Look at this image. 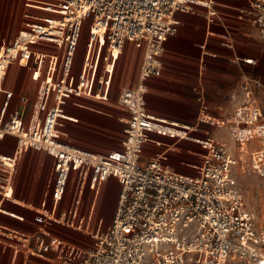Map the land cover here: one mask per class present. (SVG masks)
Wrapping results in <instances>:
<instances>
[{
    "label": "built area",
    "instance_id": "2783aa9c",
    "mask_svg": "<svg viewBox=\"0 0 264 264\" xmlns=\"http://www.w3.org/2000/svg\"><path fill=\"white\" fill-rule=\"evenodd\" d=\"M248 3L240 16H249L264 45V0ZM48 4L61 9L62 16L21 30L0 50V90L13 63L34 69L40 77L29 118L26 95H21L20 106L10 111L12 92L6 94L0 113V140L16 138L12 154L0 151V244L13 241L9 237L12 229L26 233L2 222L1 216L8 213L6 201L16 202V167L23 153L34 149L54 159V200L65 195L73 167L84 168L80 195L89 180L100 185L110 177L119 181L120 192L112 221L106 227L103 219L94 227L92 215L70 222L92 239L90 246L41 229L27 233L25 249L20 246L16 252L32 250L51 260L50 264H190L192 257H199L200 264L234 260L264 264V225L248 208L235 177L236 168L264 176V113L256 94L262 87L259 80L244 79L236 110L220 122L237 144L235 155L229 153L226 144L208 138L201 141L209 150L196 173L178 171L162 156L141 163L150 132L183 138L170 128L186 131L149 113L146 106L147 81L161 74L165 40L178 30L175 15L203 7L208 9V16H214L216 0H52ZM86 26L90 36L77 85L71 88L77 93L90 90L100 39L107 41L105 60L121 54L127 42L144 49L137 85L122 88L118 96L119 104L129 111L123 148L105 154L59 138L64 97L70 89ZM41 43L53 44L57 51H41L36 48ZM104 81L101 75L98 97ZM51 95L54 105L46 108ZM253 140L261 145L259 149H249ZM73 215V219L78 218L77 211ZM15 240L23 242L22 237Z\"/></svg>",
    "mask_w": 264,
    "mask_h": 264
},
{
    "label": "crops",
    "instance_id": "0c3cea01",
    "mask_svg": "<svg viewBox=\"0 0 264 264\" xmlns=\"http://www.w3.org/2000/svg\"><path fill=\"white\" fill-rule=\"evenodd\" d=\"M48 2L50 0H0V50L9 45L21 30L33 29L44 23L47 18L61 17V9L49 5ZM215 7L217 14L211 17L208 16V9L203 7H197L195 12L178 11L175 15L178 30L174 36L165 40L161 74L152 76L147 81L149 90L146 95V106L149 113L169 123H175L188 132L182 134L183 138L150 132L149 139L143 146L142 154L145 152L141 156L143 164L154 157H160L161 154H167V163L174 169L184 173H196V167L203 162L204 155L209 150L201 141L208 138L226 145V142L231 140L232 144L227 145L228 151L231 155H235L237 144L220 122L236 110L242 97V83L246 77L261 82L262 87L256 94L264 113V45L257 27L249 16L246 14L240 16V10L248 9V0H216ZM86 28L88 37L83 43L82 52L83 34ZM84 31L69 80L70 89L66 91L64 97V112L60 117V122L65 124L66 133L59 135V138L70 144L105 154L123 148L129 111L119 104L118 96L122 88L137 85L144 49L127 42L121 54L111 55L105 60L107 41L100 39L95 54V68L90 76V90L87 93H77L71 88L77 85L90 36L88 26ZM227 36L231 40L226 42L222 37ZM36 48L44 52L57 51V48L49 43H41L36 45ZM101 75H104L105 81L101 96L98 97L96 95L99 89L98 78ZM39 81L40 77L34 69L13 63L0 90V113L6 94L12 92L10 111L19 107L20 96L26 95L29 99L27 107V118H29ZM113 102L121 112L105 108L113 107ZM53 105L54 99L51 95L46 100V108ZM111 122H115L114 124L119 122L122 126L121 131L113 127ZM74 127L82 129V136L93 141H104L113 137L116 132H120L124 136L122 146H111L105 151H99L77 144L71 141ZM170 131L175 132V129L170 128ZM15 147L16 138L13 136H6L0 140V151L4 154H12ZM260 147L261 145L255 140L249 144L250 150ZM25 158L28 166L37 167L35 170L37 174L32 175L31 179L24 175L20 184L22 188L26 186V191H22L18 183V169ZM198 159L201 161L198 162ZM51 163L48 197L40 206L38 196L43 194L45 187V179L40 169L46 168L45 165L49 166ZM16 169L15 199L22 201H6L5 207L8 213L2 215L1 220L26 233H35L41 229L49 230L53 235L84 245L69 236L56 234L52 226L54 223L65 225L71 230L82 233V230L71 226L70 222L77 221L82 216L92 215L96 227L99 219L104 220L99 216L96 205L107 183L111 184V187L113 185L117 187L115 206L117 204L120 184L114 177L108 178L100 185L89 180L84 187L83 196L80 195L82 169H84L82 167H73L65 195L60 200H54L51 196L54 159L45 151L34 149L26 151ZM76 211L78 218L73 219ZM48 220L51 221L50 223L53 222V225H48ZM12 230L14 233H21ZM17 247L19 246L13 243L0 244V264H27L25 258L19 261L20 252H16Z\"/></svg>",
    "mask_w": 264,
    "mask_h": 264
},
{
    "label": "rangeland",
    "instance_id": "374dc122",
    "mask_svg": "<svg viewBox=\"0 0 264 264\" xmlns=\"http://www.w3.org/2000/svg\"><path fill=\"white\" fill-rule=\"evenodd\" d=\"M50 1H52V0H50ZM87 37H88V30L86 28L84 31V34H83L82 44L85 43ZM222 39L226 42L231 40L230 37H228V36L222 37ZM83 50H84V44L82 46V52H83ZM112 106L113 107H105V108H108V109L115 111V112H121L115 107L116 106L115 102L112 103ZM115 118H112V119L116 120ZM114 123L115 122H111L110 124H112L113 127L117 128L118 130L121 131V129H122L121 124L119 122H118V124H114ZM61 127H63V128H62V130L60 129V133H63V134L66 133L65 129H64L65 124L61 123ZM73 129H74V132L71 135L72 136L71 141H73L77 144H80V145L82 144L83 146H86V147L94 148V149L99 150V151H105L106 149L111 148V146L121 147L123 139H124L123 134H121L120 132H116L113 137H110L104 141H93V140H90V139L82 136V133H83L82 129H80L78 127H74ZM187 132L188 131H181V130L176 131V129H175V133L186 134ZM226 143H227V145L229 144V146L232 144L231 140H230V142H226ZM173 148L174 147H171V149H173ZM144 153L145 152H143L142 156L144 155ZM197 161L200 162L201 159H198ZM45 167L46 168H44V169H40V172H42V176L45 179L44 192L41 196H38V201L41 204V205L39 204L40 206L43 205L44 200L48 197L49 188H50V180H51L52 163L49 164V166L45 165ZM36 169H37L36 166H33V165L28 166L26 163V158H25L21 164V167H19V169H18V183L20 184L22 182L24 175L27 178L31 179L33 177L32 175L37 174V172H35ZM192 170L195 171V169H192ZM235 177L237 179L238 186L243 191V193L246 197L248 208L254 212V214L256 215V217L258 219V222L260 224L264 225V176L257 174L254 170L235 169ZM25 187L26 186L24 185L22 188V185L20 184V190L26 191ZM116 193H117L116 185H113V187H111V184L107 183L99 195V199H98V203L96 205V208L99 210L100 215L99 214L98 215L102 216L104 218L103 227H106L112 221V218H113V215L115 212V210H113V209L116 208V206H115ZM15 201H16V199H15ZM17 201L21 202L22 200L18 199ZM90 202H89V205H90ZM41 208H43V207H41ZM50 222L51 221L48 220V225H53V222L52 223H50ZM52 227L55 228L56 234L69 236L74 241H76L78 243H82V244L87 245V246L88 245L90 246L92 244V242H91L92 239L90 237H87L83 233H78L74 230H71V229L67 228L68 226L58 225V224L55 225V223H54V225ZM11 231L12 232L9 233L10 237H12L14 239L20 238V237L23 238V242L18 241V240H13V241H11V243L17 244L19 247L21 246V247L25 248L26 243L24 242V239L28 240V237H29L28 234L25 233V235H24V233L23 234L14 233L13 230H11ZM32 245L35 246L34 241H33ZM48 254H50V256H54V253H52V252H50ZM19 255H20L19 261L21 260V258L22 259L25 258L27 260V264H28V262H29V264H50L51 263V260L45 259L41 255L33 253L32 250H26L23 253L20 251ZM189 263L190 264H200L199 257H192ZM226 264H251V263H248V262L242 261V260H234V261H228Z\"/></svg>",
    "mask_w": 264,
    "mask_h": 264
},
{
    "label": "bare ground",
    "instance_id": "6f19581e",
    "mask_svg": "<svg viewBox=\"0 0 264 264\" xmlns=\"http://www.w3.org/2000/svg\"><path fill=\"white\" fill-rule=\"evenodd\" d=\"M83 61V60H82ZM124 121V120H123ZM173 122V121H172ZM181 125V124H180ZM160 156L164 157V158H168L167 154H161ZM14 237V236H13Z\"/></svg>",
    "mask_w": 264,
    "mask_h": 264
}]
</instances>
